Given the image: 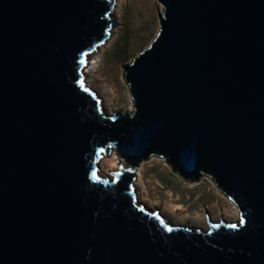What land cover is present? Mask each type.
<instances>
[{
    "label": "water",
    "instance_id": "obj_1",
    "mask_svg": "<svg viewBox=\"0 0 264 264\" xmlns=\"http://www.w3.org/2000/svg\"><path fill=\"white\" fill-rule=\"evenodd\" d=\"M159 1L120 64L132 107L107 112L84 71L114 0H0V264H264V0ZM154 154L238 217L192 227L138 200Z\"/></svg>",
    "mask_w": 264,
    "mask_h": 264
},
{
    "label": "rangeland",
    "instance_id": "obj_2",
    "mask_svg": "<svg viewBox=\"0 0 264 264\" xmlns=\"http://www.w3.org/2000/svg\"><path fill=\"white\" fill-rule=\"evenodd\" d=\"M161 6L159 0H120L117 11L113 10L114 24L110 28L112 37L96 54L89 57L85 75L86 83L94 89L105 111L131 109V98L127 83L121 75L120 64L129 61L152 38L158 27L156 10L159 12ZM101 88H111L108 91L113 105L111 110ZM114 155L118 167L122 158L116 152ZM110 156L111 153H108L106 157ZM109 164L104 167V171L99 164L100 174L107 175L113 170L108 168ZM140 172L147 200L174 222V218H178L177 222L193 227L196 225L193 217H204L206 221L207 218L215 221L220 217L230 221L223 212L228 213L232 206L238 210L209 176L201 175L197 182L185 181L158 155L154 154ZM138 200L148 205L145 200ZM197 226L204 228L206 225L199 223Z\"/></svg>",
    "mask_w": 264,
    "mask_h": 264
},
{
    "label": "bare ground",
    "instance_id": "obj_3",
    "mask_svg": "<svg viewBox=\"0 0 264 264\" xmlns=\"http://www.w3.org/2000/svg\"><path fill=\"white\" fill-rule=\"evenodd\" d=\"M116 1H117V4H116ZM119 3H120V0H114V7H113V10H116L117 11V9H118V6H119ZM111 32H109V34H108V37H109V35H110V37H109V39H108V37L103 41V43H101L99 46H97L91 53H90V55H89V57L91 56V55H93V54H96L104 45H106L109 41H110V39H111V37H112V33L110 34ZM108 39V40H107ZM88 63L89 62H87V64H86V67L87 66H89L88 65ZM85 67V75H86V71H87V68ZM85 79H87L86 78V76H85ZM87 81H89V79L87 80ZM90 82V84H93L91 81H89ZM108 91L110 92L111 91V88H101V92L103 93V95L106 97V99H107V104H108V107H109V109L111 110L112 108H113V105H112V101H111V98H110V96L108 95ZM116 156L114 155V153H111V156L110 157H105L101 162H100V164H101V169L104 171V167L106 166V165H108L109 163V161H111L112 163L111 164H109V166H108V168L109 169H114V168H116L117 167V163H116ZM103 167V168H102ZM106 168V167H105ZM99 170H100V168H99ZM100 173H101V171H100ZM135 183H136V188L138 187V189H137V194H138V199H141V200H145L146 201V203L148 204V205H150L152 208H154V203L152 204V202L150 203L149 202V200H147V195L145 196V194H146V189H145V186L143 185V182H142V178H141V172L139 171L137 174H136V176H135ZM235 206V205H234ZM223 214L224 215H226L229 219H231L230 221H232L233 220V218L234 217H238V214H237V210H234L233 209V206H232V209H231V211H228V213L227 212H223ZM194 218V221H196V225L195 226H197L199 223H203V224H205L206 225V220H205V218L204 217H202L201 219H199L198 217H193ZM174 220H176V222H174V221H172L173 223H182V222H177V221H179V219L178 218H174ZM180 220H181V218H180Z\"/></svg>",
    "mask_w": 264,
    "mask_h": 264
},
{
    "label": "snow or ice",
    "instance_id": "obj_4",
    "mask_svg": "<svg viewBox=\"0 0 264 264\" xmlns=\"http://www.w3.org/2000/svg\"><path fill=\"white\" fill-rule=\"evenodd\" d=\"M241 223H243V221H241ZM232 227H235V225H233Z\"/></svg>",
    "mask_w": 264,
    "mask_h": 264
}]
</instances>
